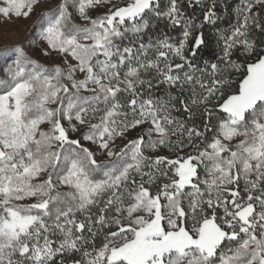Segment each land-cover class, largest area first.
<instances>
[{
    "label": "snow or ice",
    "instance_id": "obj_1",
    "mask_svg": "<svg viewBox=\"0 0 264 264\" xmlns=\"http://www.w3.org/2000/svg\"><path fill=\"white\" fill-rule=\"evenodd\" d=\"M47 2L0 0V17ZM206 7L195 23L178 0H60L37 45L58 63L0 49V264H264V0H240L201 67ZM161 19L178 42L148 36Z\"/></svg>",
    "mask_w": 264,
    "mask_h": 264
},
{
    "label": "trees",
    "instance_id": "obj_2",
    "mask_svg": "<svg viewBox=\"0 0 264 264\" xmlns=\"http://www.w3.org/2000/svg\"><path fill=\"white\" fill-rule=\"evenodd\" d=\"M164 1V0H162ZM211 0L205 1L203 4H196L193 0H178V4L180 10L184 13V17L192 18L195 23H200L203 20V14L207 10V5L210 4ZM240 2V0H217V8L215 9L217 16L219 19L215 24L205 23L204 27L199 31L204 33V39L206 41L205 45H202L200 49H198V57L196 62L203 67V62L205 60L210 62H216L217 56L222 53V42L218 45V34L217 30L229 29L230 24H234L236 22L235 17V7ZM163 5L164 3L161 2ZM226 5V6H225ZM259 12V8L255 9ZM254 11V10H253ZM262 22H264V15H262ZM155 26L152 27L151 33L153 36H158L161 34H166L171 38H176L175 40H180L182 37V27H171L169 22L164 21H156L154 22ZM227 34V33H226ZM198 35V31L193 32V36L189 39V46L191 47L194 42L195 36ZM251 36L255 39L256 43L259 45L264 42V33L259 32L254 27L251 32ZM241 49H237L234 52L232 59L237 60L238 62L242 60L240 56ZM187 54V53H186ZM179 62V61H178ZM189 86H185L187 89ZM172 94L175 95L177 90H171ZM168 92L167 85H159L155 89H153V93L157 97H162L166 95ZM185 97L190 95L189 91H185L183 93ZM179 107V105H177ZM176 117L180 120L184 121L186 127H192L193 125L200 128L202 127L203 120L200 115H195L192 119L188 118V114L180 108L176 113ZM210 135V134H209Z\"/></svg>",
    "mask_w": 264,
    "mask_h": 264
},
{
    "label": "rangeland",
    "instance_id": "obj_3",
    "mask_svg": "<svg viewBox=\"0 0 264 264\" xmlns=\"http://www.w3.org/2000/svg\"><path fill=\"white\" fill-rule=\"evenodd\" d=\"M195 1V0H193ZM207 0H204V2ZM164 3L163 5L161 4L162 8L165 7L168 4V0L162 1ZM60 3V0H48L47 3L42 4L41 7L36 8L34 14H32L28 19H16L13 18L11 22H4L3 18L0 17V49H7L9 53L13 52V45H20L21 42H23V47L28 50V52L33 56L34 59L42 60V57L38 55L37 52V45L39 43V37L40 33L42 31V28L38 22V16L42 10L44 11H49L57 6V4ZM179 5V4H178ZM259 8L258 6L254 8V12H258L255 9ZM99 11H106V8H99ZM182 12V11H181ZM183 13V12H182ZM90 14L93 15L94 17L97 15V12H93L90 10ZM184 15V13H183ZM157 21H164L168 22L166 19H161ZM77 23H83L79 19L76 21ZM156 22V21H155ZM151 33V30L148 33V36H151L153 40H155L157 37L163 38L164 34L158 35V36H153ZM148 36H145L144 42H147ZM170 37V36H169ZM182 37V36H181ZM173 42H178V40H175L176 38H172ZM151 54V53H150ZM11 61H9L10 63ZM43 63L46 65H51L52 63H58V59H53V60H42ZM178 62V61H174ZM187 86V85H186ZM162 97H166V95H163ZM177 111H173L172 115L176 117ZM141 127H147L146 125H142ZM139 131V129L131 131L128 133L129 139L134 138L136 136V132ZM142 134V133H141ZM153 139H156L157 136L156 134H153ZM172 140H176V136L171 137ZM147 140V137L145 138ZM184 139L186 140L187 137L185 136ZM126 143V141H124ZM117 144H120L121 141L117 139L116 141ZM185 151H191V149H186ZM146 155L149 156H154L156 154H162V155H167L170 158H175L171 152H169L167 149L160 148L157 150V152H152V151H147L145 153ZM93 211H96L95 209ZM78 219H83L80 214H77ZM58 237H54V239H57ZM103 239V235H98L96 238V243L97 245L100 244L101 240ZM74 258H79L78 254H73Z\"/></svg>",
    "mask_w": 264,
    "mask_h": 264
}]
</instances>
